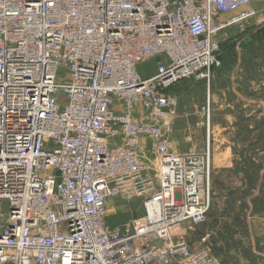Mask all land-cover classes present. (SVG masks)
I'll list each match as a JSON object with an SVG mask.
<instances>
[{
  "label": "built area",
  "instance_id": "2783aa9c",
  "mask_svg": "<svg viewBox=\"0 0 264 264\" xmlns=\"http://www.w3.org/2000/svg\"><path fill=\"white\" fill-rule=\"evenodd\" d=\"M257 1L0 0V264H159L155 245L184 236L174 226L204 224L212 188L195 182L193 165L209 166V150L202 159L163 158L170 172L155 193L136 154L127 162L123 152L125 104L142 103L153 120L131 136L161 137L157 125L177 116L169 91L209 79L220 65L222 34L253 20ZM158 54L155 76L143 78L139 67ZM114 137L123 148L107 149ZM151 142L150 155L166 150ZM127 169L137 178L125 179ZM114 186L120 193L108 194ZM125 188L150 192L161 224L150 215L144 225L106 228L108 200ZM95 203L102 220L92 226L79 207ZM187 245L178 264H221L208 248L200 257Z\"/></svg>",
  "mask_w": 264,
  "mask_h": 264
},
{
  "label": "rangeland",
  "instance_id": "374dc122",
  "mask_svg": "<svg viewBox=\"0 0 264 264\" xmlns=\"http://www.w3.org/2000/svg\"><path fill=\"white\" fill-rule=\"evenodd\" d=\"M257 10L244 27L222 34L220 65L209 79L184 80L171 91L184 114L175 143L184 153L209 150L214 167L212 209L187 242L208 247L223 264H264V0ZM155 69L152 60L139 72L149 77ZM142 213L141 201L113 200L107 223L123 227Z\"/></svg>",
  "mask_w": 264,
  "mask_h": 264
},
{
  "label": "bare ground",
  "instance_id": "6f19581e",
  "mask_svg": "<svg viewBox=\"0 0 264 264\" xmlns=\"http://www.w3.org/2000/svg\"><path fill=\"white\" fill-rule=\"evenodd\" d=\"M160 56L161 55H159V54L152 56L153 58L150 59V61H152V60L156 61L155 72L153 73V75H151L149 77H146L140 73L143 78L147 79V78H152L153 76H155V74L157 72V67L162 61V60H157V59L161 58ZM194 79L198 80L197 77H195ZM172 89L169 92H170L171 96H173L177 99V102H178L177 116H178L179 97L177 95H172V93H171ZM142 106H143L142 103H138L136 106H130L129 103L125 104L126 120H128V123L126 125V129L124 132L125 148H124L123 152L126 156L127 162L129 161L128 159L130 158L131 153L136 154V161L141 166L140 170L147 171L148 176L151 177L153 180V186L158 190L160 180L164 181L169 176V172H170V165L164 164L163 158L168 159L169 155H175V156H178L180 158L181 157L184 158V152L180 151V149L178 148L175 141L171 138V135L173 132V127H174V122L177 119V116L173 120V122H171V120H164L163 122H161L157 125L158 129H160V131H161V137H159V138L133 137L130 135V131L135 127L150 128V126L153 124L152 117L144 112ZM150 140L153 141V143H154V147H155L154 150L155 151H157L158 148H160L162 146H164L166 148V150L160 154L157 153L156 157L153 155H150L151 154L150 148L152 147V142ZM99 143L101 144V148L103 150H105L104 144H102V142H99ZM104 143L106 144V147L109 150H119V148H123V145H121L120 143H118V144L116 143L115 137L112 139H107ZM167 148H168V151H167ZM203 152L204 151H202V152H190V154L196 153L202 159V157L205 156V153H203ZM209 154H210V160H211V164H209V166L205 165V161H202L200 164L195 163L193 165V167L199 171V173L197 175L198 178L195 180V182H197L199 185H203L204 183L207 185L211 184V188H212V176L211 175H212L213 160H212L210 151H209ZM114 160H115V158L112 157V162H114ZM92 167H94V173H95L94 175L98 177V174L101 172V168L99 166H97L96 164H92ZM173 167L179 169V174H182L183 171L185 170V168L182 167L181 165H173ZM128 169L125 170L124 178L125 179L137 178L138 173L134 172V171H130ZM206 172H207V175L204 176V173H206ZM113 174H114L113 172H110L107 175L106 179L110 178ZM191 177L195 178L194 176H191ZM194 190H195V186L189 188L187 190V193L190 194V196H192L191 194L193 193ZM110 192H113L115 195L119 194L120 188L118 186H114L111 190L107 191L108 194ZM162 192H163L162 187L158 191H155V193H157V194H160ZM122 195L123 196L119 195V196L115 197V199L112 198V199L108 200V203L113 202V200H119L120 202H122L124 204L130 203L133 201H141V207L143 210V213L140 216L133 218L128 224L133 225L136 222H138L139 224L144 225L150 220V215L153 217L154 221L161 224L162 221L160 220L161 215L159 214L158 206L153 201L152 194L150 192L140 193V192L134 191L130 188H125V190L122 192ZM198 198H201L205 202L207 201V198H206L205 194L202 193L201 189H200V193L198 195ZM212 200H213V191H212V199H211V196L209 198V203L211 206H212ZM101 208L102 207L99 203H95L93 205V207L89 208V209L84 208V207H79L80 216L85 215L87 217V219H89L91 221V225L95 226L96 220H102L100 218V216L97 214V212ZM107 208H108V204L106 207V211L103 214V217L106 218V221H107V216L109 214V212L107 214ZM181 214L182 213H180V215ZM137 218H139V219L134 220ZM165 226H167V225H165ZM105 227L110 229V230H115V229L124 228L126 226L112 228L107 223V225H105ZM192 227H196V226L191 225V224L174 226L172 228V232L173 233H180L184 236H181L180 238H174L173 237L171 240H167L166 242H158L155 245V247H156L155 253H156L157 257H159L158 258L159 264H178L177 262L182 257L181 256L182 251L184 250V248L186 246H188L187 244H189L187 242L186 237L188 236V230L191 229ZM168 229H169V227H168ZM148 237L151 238L149 235H148ZM120 247L122 248L124 246H120ZM190 247L192 250H194L192 252V254L198 255L200 257L204 256L205 253L208 252L206 249L208 247L198 248V249L193 248L191 245H190ZM169 249H173L172 251L175 253V255L172 257L171 256L162 257L167 252H169ZM189 250H190V248H189ZM219 260H220L221 264H223L221 259H219ZM196 262L197 261L192 262V264H196Z\"/></svg>",
  "mask_w": 264,
  "mask_h": 264
},
{
  "label": "crops",
  "instance_id": "0c3cea01",
  "mask_svg": "<svg viewBox=\"0 0 264 264\" xmlns=\"http://www.w3.org/2000/svg\"><path fill=\"white\" fill-rule=\"evenodd\" d=\"M181 84H184V82H182V83H180V85ZM178 90H180V86L178 87ZM176 94V93H175ZM180 94H179V101H180ZM181 105V104H180ZM180 110H181V108H179V116H177V120H176V122L174 123V131L172 132V134H173V138H174V140H175V142L177 143V144H179V146H180V141L179 140H177V139H175V137L174 136H176V132H178V127H179V124H178V122L179 121H181L182 120V118L184 117V114H181L180 113ZM182 122V121H181ZM171 138H172V135H171ZM184 142H186V143H190L191 145H194V140L191 138V137H186V140L185 141H183V143ZM186 143H184V144H186ZM179 148V147H178ZM213 171H214V167H212V191H213V185H214V175H213ZM213 194H214V191H213ZM223 263V262H222Z\"/></svg>",
  "mask_w": 264,
  "mask_h": 264
}]
</instances>
